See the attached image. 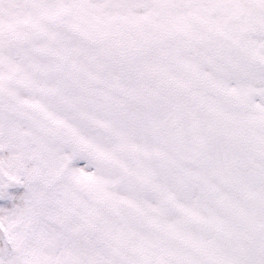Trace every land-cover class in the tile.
Here are the masks:
<instances>
[{
	"label": "snow or ice",
	"instance_id": "snow-or-ice-1",
	"mask_svg": "<svg viewBox=\"0 0 264 264\" xmlns=\"http://www.w3.org/2000/svg\"><path fill=\"white\" fill-rule=\"evenodd\" d=\"M0 264H264V0H0Z\"/></svg>",
	"mask_w": 264,
	"mask_h": 264
}]
</instances>
